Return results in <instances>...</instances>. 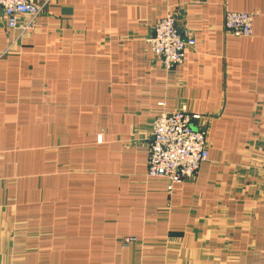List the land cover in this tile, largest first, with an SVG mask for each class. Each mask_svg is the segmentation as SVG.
I'll return each mask as SVG.
<instances>
[{"label": "crops", "instance_id": "1", "mask_svg": "<svg viewBox=\"0 0 264 264\" xmlns=\"http://www.w3.org/2000/svg\"><path fill=\"white\" fill-rule=\"evenodd\" d=\"M167 13L195 41L171 69ZM180 108L208 159L168 192L147 145ZM0 264H264V0H47L22 36L0 15Z\"/></svg>", "mask_w": 264, "mask_h": 264}, {"label": "built area", "instance_id": "2", "mask_svg": "<svg viewBox=\"0 0 264 264\" xmlns=\"http://www.w3.org/2000/svg\"><path fill=\"white\" fill-rule=\"evenodd\" d=\"M31 0H0V15L8 30L16 29L22 35L35 26L36 17L44 8ZM28 16L27 19H24ZM253 14L226 10L224 27L235 36L251 37ZM192 37H183L176 25V16L167 13L153 26L147 39L152 56L165 69L182 63L186 50L194 44ZM208 159L207 128L200 114L189 113L184 108L163 111L152 119L147 150L148 178L165 181L166 190L171 192L175 184L192 178L199 166ZM135 237L121 239L128 247Z\"/></svg>", "mask_w": 264, "mask_h": 264}, {"label": "rangeland", "instance_id": "3", "mask_svg": "<svg viewBox=\"0 0 264 264\" xmlns=\"http://www.w3.org/2000/svg\"><path fill=\"white\" fill-rule=\"evenodd\" d=\"M46 2H47V0H46ZM43 11H44V8L41 10L40 14H41ZM40 14H39V15H40ZM39 15H38V16H39ZM38 16H37V17H38ZM37 17H36V19H37ZM34 27H35V26H34ZM32 30H33V29H32ZM32 30H30V31H32ZM30 31H28V32H30ZM28 32H26V33H28ZM24 34H25V33H24ZM22 35H23V34H22ZM22 35H21V36H22ZM100 140H101V138H100V136H99V141H100ZM147 146H148V145H147ZM128 236H131V235H128ZM124 237H127V236H122V237H120V239H119V243H120V245H121V239L124 238ZM132 237H134V236H132ZM135 239H136V241H137V238H136V237H135ZM136 241H135L134 243L130 244L128 247H123L122 245H121V247H122V248H125V249H126V248H129V247H131L132 245H134V244L136 243Z\"/></svg>", "mask_w": 264, "mask_h": 264}]
</instances>
